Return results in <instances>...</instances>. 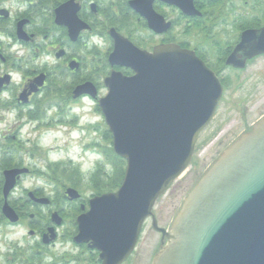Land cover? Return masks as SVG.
<instances>
[{"label": "water", "instance_id": "obj_1", "mask_svg": "<svg viewBox=\"0 0 264 264\" xmlns=\"http://www.w3.org/2000/svg\"><path fill=\"white\" fill-rule=\"evenodd\" d=\"M169 1L195 13L192 0ZM263 32H244L228 63L243 67L248 58L263 52L262 46L251 52L248 45L250 38L261 41ZM25 35L19 31L20 38ZM126 56L134 75L113 72L106 80L108 93L99 104L113 135L114 151L127 162L124 179L117 191L90 199L89 209L76 219L74 241L99 251L102 264H123L135 250L145 221L152 217L153 228L166 240L153 264H264V117L199 178L170 228L160 227L154 206L191 166L223 86L193 51L175 44L157 47L154 54L133 51ZM6 80L0 79V87ZM86 89L77 88L76 94ZM27 171H4L2 213L11 223L20 216L9 195ZM29 195L36 203H50L48 197ZM66 196L73 201L81 194L69 187ZM51 221L60 226L63 218L55 211ZM55 226L44 233L43 243L56 239Z\"/></svg>", "mask_w": 264, "mask_h": 264}, {"label": "flooded vegetation", "instance_id": "obj_2", "mask_svg": "<svg viewBox=\"0 0 264 264\" xmlns=\"http://www.w3.org/2000/svg\"><path fill=\"white\" fill-rule=\"evenodd\" d=\"M7 1L11 0H0V11L5 10L4 15L0 14V22L6 25L3 34L9 40L7 52L0 48V79H7L0 87V110L16 111L28 121L44 122L47 119L46 126L55 122V126L69 129L68 124L73 125L79 117L75 106L82 105L84 99L101 111L100 101L108 93L106 80L113 72L134 75V68L128 65L127 53L143 51L154 54L157 47L175 44L193 51L217 75L223 86L215 116L202 132L197 146L203 134L218 119L221 104L230 90L234 95L241 94L223 110L225 114L230 112L226 119H230L232 111L241 117L221 137H240L264 117V112L258 110L261 98L255 95L258 81L253 80L252 73L249 74V69L264 61V51L248 58L243 67L228 63L244 32L264 30V0H192L195 12L192 14L169 0H13L26 5L18 13L5 6ZM22 30L26 35L20 38L19 31ZM248 45L251 52L259 46L264 47V36L261 41L250 38ZM85 86L87 89L77 95V88ZM7 93L11 97L6 98ZM69 116L74 118L66 119ZM103 118L106 123L104 115ZM24 125L25 122H20L18 128ZM8 131L10 133L12 129ZM8 135L6 132L1 134L3 139ZM101 138L105 136L102 134ZM224 146L225 141H219L215 152L224 151L227 148ZM37 148L38 144H34L26 151L33 149L31 155L42 158V152H35ZM5 149V144L0 146L1 152H6ZM27 169L18 184L30 174L35 176L33 167ZM34 173L40 177L36 170ZM30 191L36 197L45 194L40 187L22 188L16 200L22 201L17 203L23 211L16 208L20 216L25 214L24 209L31 200ZM51 204H54L52 199ZM54 211L57 210L51 214ZM148 220L152 222L151 217ZM51 226L50 215V222L41 236ZM164 243L166 240L161 239L160 246ZM87 249L92 254L86 244ZM135 250L123 264L132 258ZM93 259L99 264L95 257Z\"/></svg>", "mask_w": 264, "mask_h": 264}, {"label": "rangeland", "instance_id": "obj_3", "mask_svg": "<svg viewBox=\"0 0 264 264\" xmlns=\"http://www.w3.org/2000/svg\"><path fill=\"white\" fill-rule=\"evenodd\" d=\"M5 6L12 7L16 13L23 11L26 7L25 4H17L13 0L5 2ZM5 26V24L0 22V48L2 52L8 51L7 43L9 40L3 34ZM249 70V74L252 73L253 80L258 81L255 95H257L258 99L261 98L258 110L262 113L264 112V61H259L256 66ZM240 94L241 92L236 93L238 96ZM236 95L232 93V90L226 94L219 110L218 119L203 134L201 143L197 146L192 165L179 179L174 181L172 189H169L157 201L153 212L160 227L167 230L170 228L183 199L223 152L222 150L221 152H215V147L219 146V141L224 140L226 143L224 148H226L229 143H232V140L234 141L238 138L236 136L228 139L221 137L222 133L241 117L240 115L237 116L238 112L232 111L230 119L227 120L226 118L230 116V112L225 114L223 111L230 105L231 100ZM9 97L11 95L7 93L6 98ZM95 106L88 99H84L82 105L76 104L75 107L78 108L79 117L73 121V125L68 124L69 129H65V126V128L55 126V122L46 126L47 119L44 122L28 121L25 120L23 115L19 116L16 111L0 110V146L5 144L7 152H1L0 150L1 189L3 186L1 179H3L4 171L7 169L27 167L32 170L33 167V174L35 175L30 174L20 181L10 195L9 203L15 209L16 207L21 208L17 202L16 204H12V202L18 200L22 193V188L33 189L40 187L45 191V194L42 195L52 199L55 204L35 207L28 201L27 208L31 211L22 221L15 224H7L8 221L0 223V264H9L8 260L25 259L36 260L38 264L97 263L90 251L88 249L85 250V245H77L74 242L73 237L77 233V225L75 227L72 222L76 220V214L78 213L75 212L76 205L85 204L95 194L90 189L92 185L107 182L106 178L109 175L112 178L115 174V165L111 153V149H113L112 140L110 142L107 133L109 129L103 120L101 111ZM73 112L76 113V111ZM251 117L255 116L251 115ZM73 118L74 116L66 117L68 120ZM20 122H25L21 129L18 128ZM9 129H12L10 133ZM60 129L64 130L60 131ZM3 132H6L7 135L9 134L6 139L1 136ZM102 134L105 136L104 139L101 138ZM28 140L31 141L28 142ZM34 144H38L35 152L37 154L42 152L40 153L42 158H34L31 155V152H34L33 149H31V152L26 151ZM100 166H103V172L97 174ZM35 170L37 175L40 176L39 178L34 173ZM92 181L93 184L90 185L89 183H92ZM68 187L78 190L82 199L70 201L66 198L64 192ZM57 201L60 205H57ZM18 202L22 201L19 200ZM2 206L3 203L1 204V212ZM59 208L64 209L68 216L63 218L62 225L57 227L58 236L55 241L50 244H44L41 233L36 227L44 226V224L48 225L51 211L54 209L59 211ZM35 209L41 211L45 218H36ZM30 214H33L31 218ZM31 223H34V227ZM31 229L36 231L34 235L29 234ZM73 232L76 233L74 234ZM161 239V234L152 227L151 220L146 221L135 254L125 264H151L154 255L161 249ZM16 253L21 255V257L16 258ZM33 257L36 259H33Z\"/></svg>", "mask_w": 264, "mask_h": 264}, {"label": "trees", "instance_id": "obj_4", "mask_svg": "<svg viewBox=\"0 0 264 264\" xmlns=\"http://www.w3.org/2000/svg\"><path fill=\"white\" fill-rule=\"evenodd\" d=\"M107 133H108V139L111 142V140H112L111 132L109 130H107ZM111 153H112V156H113V163L115 165V171H114L115 174L112 176V178H111V175H109V177L106 178L107 182H101L100 184H93V181H92V183H89L90 185L93 184L92 188H90L93 192H95V194L93 196L100 195V194H102L104 192H108V191H114V190L118 189L121 186V184H122V181H123V178H124V174H125L126 161L122 157L116 155L113 149H111ZM8 168H10V167H8ZM99 172H101V173L103 172V166H100V169L97 171V174H99ZM3 179H2V182H3ZM1 190L2 189H1V186H0V223H2L4 221L7 222V220L5 219V217L3 216L2 212H1V204L3 203V198H1V196H2L1 195ZM16 202H18V201H13L12 204H16ZM29 202L31 203V201H29ZM57 205H60L58 201H57ZM85 205L88 206V201L85 203ZM81 209H82L81 206H77L76 205L75 212L76 213L78 212L76 214V216H78V214L82 212ZM19 210L23 211L21 208H19ZM24 211H25V214H21L22 218L26 217L27 214H29V212L31 210L29 211L28 208H26V209H24ZM59 212L61 213V215L64 218H66L68 216V213H66V211H64V209L59 208ZM35 215H36V218H45V216L42 214V212L37 210V209H35ZM49 222H50V220H49ZM72 222H73L74 226L76 227V225H77L75 223L76 221L73 220ZM43 223H45V222L43 221ZM31 224L33 225L34 223H31ZM45 226H46V224H44V226H38L36 228L39 230L40 233H42L45 230ZM33 227H34V225H33ZM73 233L75 234L76 232H73ZM92 255L98 260V262L100 264L98 251L92 250ZM15 256H16V258L17 257H21V255H19L18 253H16ZM33 259H36V258L33 257ZM31 262H33L34 264H38L36 262V260H32V259H29V260H26V259L25 260H8L9 264H25V263L26 264H29V263L31 264Z\"/></svg>", "mask_w": 264, "mask_h": 264}]
</instances>
